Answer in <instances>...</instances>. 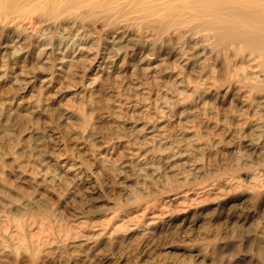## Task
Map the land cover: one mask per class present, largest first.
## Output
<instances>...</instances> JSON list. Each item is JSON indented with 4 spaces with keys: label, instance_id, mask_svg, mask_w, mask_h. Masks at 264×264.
<instances>
[{
    "label": "rangeland",
    "instance_id": "obj_1",
    "mask_svg": "<svg viewBox=\"0 0 264 264\" xmlns=\"http://www.w3.org/2000/svg\"><path fill=\"white\" fill-rule=\"evenodd\" d=\"M179 2L0 0V264H264V0Z\"/></svg>",
    "mask_w": 264,
    "mask_h": 264
},
{
    "label": "bare ground",
    "instance_id": "obj_2",
    "mask_svg": "<svg viewBox=\"0 0 264 264\" xmlns=\"http://www.w3.org/2000/svg\"><path fill=\"white\" fill-rule=\"evenodd\" d=\"M171 1H175V0H171ZM201 1V0H200ZM195 2V0H193V3ZM185 0H182V2H179V6H181L183 8L180 9H175L177 10L179 15H185L186 17L189 16H193L196 15L194 14V10L193 7L189 6L188 4H186ZM188 7V9H184V7ZM248 21L252 22L254 24V26L252 28H248L246 30H242L240 32V35L243 36L246 39L249 40H254V39H261L264 42V18L262 19H253V18H248ZM264 45V44H263Z\"/></svg>",
    "mask_w": 264,
    "mask_h": 264
}]
</instances>
